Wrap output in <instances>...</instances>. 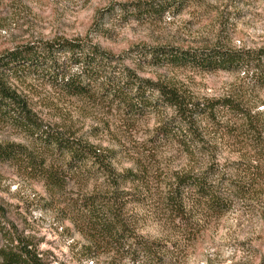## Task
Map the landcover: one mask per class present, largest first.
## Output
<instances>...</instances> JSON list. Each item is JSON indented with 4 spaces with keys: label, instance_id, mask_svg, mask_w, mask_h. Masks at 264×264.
Returning <instances> with one entry per match:
<instances>
[{
    "label": "rangeland",
    "instance_id": "rangeland-1",
    "mask_svg": "<svg viewBox=\"0 0 264 264\" xmlns=\"http://www.w3.org/2000/svg\"><path fill=\"white\" fill-rule=\"evenodd\" d=\"M136 1L0 0V53L56 37L84 38L124 56L119 64L141 78L176 86L195 100L229 96L264 118V92L252 87L244 70L151 66L135 62L128 52L140 45L190 50L264 47V0H189L178 13L147 17L135 13ZM14 86L45 125L112 152L115 172L147 171L144 181L121 187L137 193L139 199L127 210L138 234L160 243L155 255L160 264H260L264 259V155L251 146L201 118L206 147L193 148L189 155L175 142L153 143L154 130L171 115L168 108L126 115L108 102L60 93L44 78L27 76ZM218 117L224 122L229 115ZM5 143L33 145L19 131L0 124V144ZM20 157L0 162V247L21 237L47 264H131L113 251L88 258L83 252L86 240L76 230L70 209L74 191L85 187L71 181L64 195L52 196L28 174ZM210 165L229 208L221 215L194 212L197 229L180 230L162 215L160 194L176 174L200 172ZM254 168L253 174L248 171ZM92 188L103 189L102 180L87 181L86 189Z\"/></svg>",
    "mask_w": 264,
    "mask_h": 264
},
{
    "label": "trees",
    "instance_id": "trees-1",
    "mask_svg": "<svg viewBox=\"0 0 264 264\" xmlns=\"http://www.w3.org/2000/svg\"><path fill=\"white\" fill-rule=\"evenodd\" d=\"M189 0L136 1L137 15L160 16L178 13ZM135 62L151 66L189 67L199 71L244 70L250 84L264 92V47L229 49L213 47L190 50L169 45H140L128 51ZM131 54V55H132ZM122 55L86 39L53 38L26 43L0 53V124L8 125L32 141V147L0 144V162L22 157L28 174L38 178L52 196L64 195L71 181L79 187L71 197V215L76 230L86 240L84 254L91 258L100 251L119 254L131 264H160L155 258L160 243L137 232L127 207L139 199L122 184L136 182L147 171L115 172L114 154L81 137L45 125L14 86L27 76L47 79L52 87L69 97L108 102L122 114L138 116L144 111L168 108L171 115L153 132V143L175 142L181 151L206 147L199 124L206 119L215 130L251 146L264 155V118L242 101L232 97L195 100L176 86L139 77L134 70L119 64ZM147 93L149 95H147ZM229 115L220 121L219 114ZM20 157V158H21ZM256 171V168L248 170ZM145 175V176H144ZM101 179L103 189H86L90 179ZM162 215L180 230L192 232L198 224L192 215H221L229 204L214 180V167L200 172L176 174L160 194ZM0 210L1 207H0ZM1 226V225H0ZM15 242V243H14ZM0 264H47L35 247L21 237L0 247ZM260 264H264V259Z\"/></svg>",
    "mask_w": 264,
    "mask_h": 264
}]
</instances>
